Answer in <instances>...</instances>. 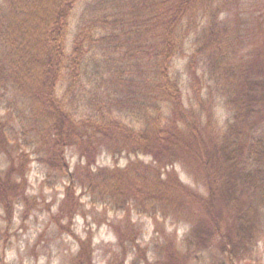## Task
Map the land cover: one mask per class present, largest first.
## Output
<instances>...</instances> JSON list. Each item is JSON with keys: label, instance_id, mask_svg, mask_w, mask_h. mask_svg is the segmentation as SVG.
Returning <instances> with one entry per match:
<instances>
[{"label": "trees", "instance_id": "16d2710c", "mask_svg": "<svg viewBox=\"0 0 264 264\" xmlns=\"http://www.w3.org/2000/svg\"><path fill=\"white\" fill-rule=\"evenodd\" d=\"M8 2L0 17V97L10 109L0 118V208L8 222L27 198L36 152L67 179L59 213L74 235L78 185L95 201L189 225L185 248L169 240L167 249L186 263L194 249L249 250L264 235V0H254L253 20L235 9L239 0ZM189 50L198 108L176 67ZM218 103L225 123L214 118ZM72 147L84 173L71 169ZM103 151L129 161L94 167ZM177 164L194 167L204 191L185 182ZM78 238L76 264H93L91 245Z\"/></svg>", "mask_w": 264, "mask_h": 264}, {"label": "rangeland", "instance_id": "374dc122", "mask_svg": "<svg viewBox=\"0 0 264 264\" xmlns=\"http://www.w3.org/2000/svg\"><path fill=\"white\" fill-rule=\"evenodd\" d=\"M6 1L0 0V17L1 10L4 13V7L9 6ZM239 1L240 3L235 2V9L239 10L242 17L245 15L246 20L257 18L258 9L254 0ZM82 9L83 4H79L71 19L68 36L70 45ZM190 54L191 50L176 60V67L185 82V98L188 104L192 101L198 108V82L187 66ZM202 94L209 98L206 87H203ZM8 105L7 98L0 97V118H7L10 111ZM215 110V120L225 123L226 109L218 103ZM206 118L207 112L204 110V119ZM67 156L71 169L78 174L84 173L85 160H81L75 147L67 151ZM43 157L36 152H30L27 198L17 204L11 222L5 219L4 210L0 208V264H76V259L81 258L78 236L85 239L87 246L84 247L91 245L89 248L92 251L93 264H173L174 261L178 264H264V235L251 244L249 250L242 243H213L210 247L194 249L192 255L187 256L186 263L183 255L177 257V254L167 252V249L171 248L169 240H173L178 248L184 247L183 239L189 233V225L172 222L170 217L162 214L156 217L149 211L118 209L95 201L82 185H78L76 190L81 198L79 212L72 226L76 233L74 235L65 226H61L67 219L59 213L66 193L67 179L48 170L40 160ZM140 158L147 162L151 159L147 155H140ZM128 161L129 157L126 155L114 158L103 151L94 167L113 168L117 164L123 167ZM10 162L8 155L4 153L1 157L2 168L7 169ZM176 167L185 182L204 191V179L194 167L187 169L181 164ZM262 213L264 224L263 209Z\"/></svg>", "mask_w": 264, "mask_h": 264}]
</instances>
